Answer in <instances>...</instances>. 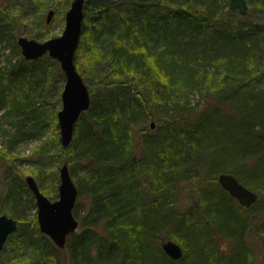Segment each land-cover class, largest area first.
Instances as JSON below:
<instances>
[{"label":"trees","instance_id":"trees-1","mask_svg":"<svg viewBox=\"0 0 264 264\" xmlns=\"http://www.w3.org/2000/svg\"><path fill=\"white\" fill-rule=\"evenodd\" d=\"M5 1L0 40L9 55L0 66V118H29L32 124L9 135L0 131L7 137L0 144V173L13 179L0 191V214L18 220L0 264H255L247 233L253 229L261 237L264 255V0H247L243 15L228 0H85L75 64L90 105L66 148L56 119L64 83L60 66L46 54L26 60L16 42L25 11L43 9L45 2ZM47 26L29 37L45 39ZM192 94L202 107L190 103ZM48 124L57 152L44 140L27 157L40 170L52 160L67 163L77 187L78 227L63 248L16 207L25 194L36 208L24 173L15 168L17 157L9 156ZM216 135L228 145H213ZM207 149L209 158H203ZM183 153L202 158L201 165L184 161ZM221 172L260 198L240 205L217 182ZM35 178L45 194L39 173ZM181 184L196 198L183 211L174 194ZM80 196L87 212L77 217ZM165 237L180 243L181 258L163 252ZM221 238L229 248L218 246Z\"/></svg>","mask_w":264,"mask_h":264},{"label":"water","instance_id":"water-1","mask_svg":"<svg viewBox=\"0 0 264 264\" xmlns=\"http://www.w3.org/2000/svg\"><path fill=\"white\" fill-rule=\"evenodd\" d=\"M247 0H228L229 7L237 9L240 14L247 12ZM85 0H71L64 14V25L59 35L36 40L26 36L16 38L20 53L26 60L37 59L44 54L55 59L64 76V83L60 92V108L56 112L59 142L62 147L69 146L73 138V131L80 114L90 105V93L75 64V53L82 34ZM54 10L50 8L46 13L49 22ZM264 89V70L261 73ZM154 126V122H150ZM59 182L57 198L49 199L42 193L31 175L24 180L34 196L36 219L39 230L49 236L52 242L63 248L69 234L78 227V220L73 214L77 198V187L70 175L67 163L63 162L58 168ZM221 188L236 199L244 207L250 206L257 200V194L243 185L231 173L221 172L217 175ZM18 222L12 216L0 214V251L7 237L17 229ZM163 252L171 259L181 258L183 249L172 239L160 243Z\"/></svg>","mask_w":264,"mask_h":264},{"label":"rangeland","instance_id":"rangeland-1","mask_svg":"<svg viewBox=\"0 0 264 264\" xmlns=\"http://www.w3.org/2000/svg\"><path fill=\"white\" fill-rule=\"evenodd\" d=\"M44 2H45L44 4L46 5L45 8L35 9V10H31V11H25V14H27V15L25 16V18H23L24 20L21 19V21H20L19 19H17L22 24V26L20 28L22 31H20L16 37L26 36V37L30 38L28 35V32H30V31L34 32L35 29L40 30L41 27L45 24L46 13H47L48 9H50V8L54 9L55 13L52 16L51 21L48 24L47 28L46 29L44 28L45 30L42 31L44 33L43 37L47 38L48 36H56V35H59L61 33L63 25H64V14H65V11L67 10V8L69 7L71 0L68 2V5H65L64 9H63V6H64L65 0H44ZM0 5L2 7H5L6 1L0 0ZM55 6L57 7V9L55 8ZM22 12H24V11H22ZM83 33H84V31H83ZM8 55H9V49L7 48V42H5V40H0V66L4 65L6 63V58ZM260 85L263 86V83H260ZM189 99H190V103L192 105H194L195 107H197V109L202 107L203 102H202L199 95L192 94L189 96ZM51 105H52L51 103L46 104V106L43 108V111L45 112V114H47V112L49 113L50 108H52ZM147 123H150V122L148 121ZM30 124H32V121L29 118L4 117V118H0V131H1V129H3L4 133L6 135H9V134H12L17 129L16 126H18V128H19V126L26 127V126H30ZM149 129L153 130L154 128L150 127ZM53 133H54L53 132V126L51 124L44 125L41 128V131L39 134L29 136L27 139H25L22 143H20L18 145L20 148V151L14 149V151L11 154H9V156H11V157L12 156L17 157L14 159L15 160L14 165L16 166L15 168L17 170H20L24 173V176H23L24 178L26 175H31L36 180L35 176H36V174L39 173L40 180L42 181L43 186H44L43 191L45 192V195L51 200H54L57 198V185L59 182V175H58V168H59L58 166L59 165L56 166V162L52 160L50 163H48V166L46 168L43 167L40 170V168H38L40 165L38 163H35L34 161H30L31 158L29 159L27 156L28 155L30 156L31 152L35 150L37 145L44 143V140H46V142H47L46 145L52 152H57L56 147L55 146L53 147L52 142H50L48 140L49 136L53 135ZM58 134H59V131H58ZM212 135L213 134H211L210 136L213 137ZM220 137L221 138H218V136H217V138H212V144L215 146L218 145V147L228 145L224 140L222 142H220L222 139V135ZM6 138L7 137L0 135V144H2L1 142ZM226 138H227L226 136H223V139H226ZM217 140L219 141V143L216 145L215 141H217ZM206 142L207 141L205 139H203L202 143L207 144ZM225 152H226L225 156L229 157V154H231L230 153L231 150L226 149ZM209 154H210V151H209V149H207L208 157L205 156L203 158H209ZM182 156L185 157L183 159L184 161L187 160L190 163L193 162V163H196L198 165H201L200 164L201 160H203L200 157H193V156L189 157L186 153H183ZM227 160H228V158H227ZM223 162H226V159H223ZM8 164H11V162L10 161H8V163L3 162L1 164V167L8 165ZM55 171H56L57 177H55L54 181H53V179L51 177L54 176ZM12 181H13L12 177L7 176V174L5 175V171L4 172L2 171L0 173V191H4L5 182L12 183ZM51 182H52V184H51ZM54 184L56 185L55 186V193H54L55 198L51 195L52 194V188H53ZM260 191L262 193H264L262 189ZM254 192H256V191H254ZM190 193H191V188H189L187 184H181V186L177 185L175 188L174 194H175V197L178 199V201H177L179 204L178 206L182 209V211L191 204L192 200L196 199V198H194L195 197L194 195H193L194 196L193 199H191L192 197L189 195ZM256 194L260 198L261 194L259 192H256ZM261 197H264V195L262 194ZM78 199L80 202H78V204H76L77 217H81V216H84L86 214V212H87L86 206L87 205H86L85 199L83 197L80 196ZM18 200H19L18 202H20V204L17 205L16 207L23 212L25 219H27L29 221H32L33 218L36 219V208H34L31 203L27 202V196L25 194H22L20 199H18ZM260 221L261 220L259 218L258 219L254 218V220L251 222L256 224V223H259ZM17 222H18V220H17ZM36 222H37V219H36ZM255 224H253V225H255ZM252 231H253V229H250L249 232L247 233L248 234L247 237L249 238L247 240L249 242L250 250H251L250 254L252 253L251 257L254 258L255 264H264V255L261 252V248H260L261 237L254 234ZM166 239H168V238L167 237L163 238V240H166ZM172 240L177 242L175 239H172ZM177 243L180 244L179 242H177ZM217 244L219 247H223V248H229V245H230L229 240L223 239V238L219 239Z\"/></svg>","mask_w":264,"mask_h":264},{"label":"flooded vegetation","instance_id":"flooded-vegetation-1","mask_svg":"<svg viewBox=\"0 0 264 264\" xmlns=\"http://www.w3.org/2000/svg\"><path fill=\"white\" fill-rule=\"evenodd\" d=\"M48 10H49V9H48ZM53 10H54V9H53ZM54 13H55V11H54ZM54 13H53V15H54ZM53 15H52V16H53ZM51 18H52V17H51ZM51 18H50L49 22H46V18H45V23H46V24H49L50 21H51Z\"/></svg>","mask_w":264,"mask_h":264},{"label":"bare ground","instance_id":"bare-ground-1","mask_svg":"<svg viewBox=\"0 0 264 264\" xmlns=\"http://www.w3.org/2000/svg\"><path fill=\"white\" fill-rule=\"evenodd\" d=\"M73 133H74V131H73Z\"/></svg>","mask_w":264,"mask_h":264}]
</instances>
